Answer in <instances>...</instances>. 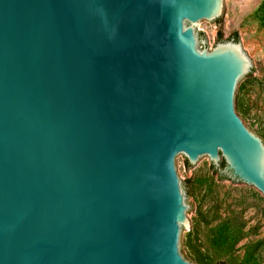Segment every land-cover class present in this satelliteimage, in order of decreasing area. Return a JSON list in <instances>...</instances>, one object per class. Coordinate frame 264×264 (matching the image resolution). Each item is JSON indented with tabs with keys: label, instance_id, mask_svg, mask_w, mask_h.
<instances>
[{
	"label": "water",
	"instance_id": "1",
	"mask_svg": "<svg viewBox=\"0 0 264 264\" xmlns=\"http://www.w3.org/2000/svg\"><path fill=\"white\" fill-rule=\"evenodd\" d=\"M226 7L0 0V264H209L176 155L264 194L235 108L251 61L234 38L204 49Z\"/></svg>",
	"mask_w": 264,
	"mask_h": 264
},
{
	"label": "rangeland",
	"instance_id": "2",
	"mask_svg": "<svg viewBox=\"0 0 264 264\" xmlns=\"http://www.w3.org/2000/svg\"><path fill=\"white\" fill-rule=\"evenodd\" d=\"M264 0H226L227 7L207 28L204 49L237 32L251 61L235 91L236 112L264 143ZM221 36V39H220ZM175 166L184 195L187 222L209 264H264V194L235 178H221L205 154ZM225 232L228 242L216 243Z\"/></svg>",
	"mask_w": 264,
	"mask_h": 264
},
{
	"label": "trees",
	"instance_id": "3",
	"mask_svg": "<svg viewBox=\"0 0 264 264\" xmlns=\"http://www.w3.org/2000/svg\"><path fill=\"white\" fill-rule=\"evenodd\" d=\"M260 14H261V16H262V21L264 22V2L262 3V6H261V8H260ZM231 38H234L235 40H238L239 39V35H238V33L237 32H234L232 35H231ZM220 39H221V36H220ZM186 164H187V166H190V163H189V161H188V159H186ZM225 164V162L223 161L222 162V165H224ZM214 167V166H213ZM217 172H219L218 171V169H216V168H214ZM220 174V173H219ZM220 176H224V175H221L220 174ZM216 243L218 244V245H224V244H226L227 242H228V237H227V235H226V233L225 232H220L217 236H216Z\"/></svg>",
	"mask_w": 264,
	"mask_h": 264
}]
</instances>
